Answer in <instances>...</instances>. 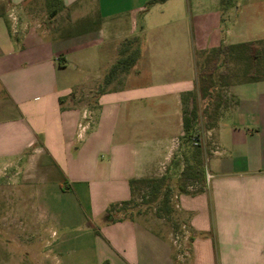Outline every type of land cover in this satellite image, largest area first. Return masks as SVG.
<instances>
[{
	"label": "crops",
	"instance_id": "1",
	"mask_svg": "<svg viewBox=\"0 0 264 264\" xmlns=\"http://www.w3.org/2000/svg\"><path fill=\"white\" fill-rule=\"evenodd\" d=\"M150 1L4 0L0 171L20 166L22 184L46 181L43 197L75 204L30 220L41 246L51 245L47 218L77 216L93 264H264V82L216 84L207 100L197 84L205 50L264 40V0ZM96 86L105 89L93 104L79 105L78 89ZM194 95L217 117L211 128L195 123L200 139L213 130V146L193 156L183 116ZM182 157L201 161L205 176L202 190L175 196L190 232L175 259L165 237L116 207L133 180ZM51 259L42 264H59Z\"/></svg>",
	"mask_w": 264,
	"mask_h": 264
},
{
	"label": "rangeland",
	"instance_id": "2",
	"mask_svg": "<svg viewBox=\"0 0 264 264\" xmlns=\"http://www.w3.org/2000/svg\"><path fill=\"white\" fill-rule=\"evenodd\" d=\"M3 10L4 0H0V13ZM46 20L48 23L51 21L49 17ZM247 35L255 37V34L250 32ZM232 66L239 68L242 63L236 62ZM246 73L253 74L255 77L243 80L240 76L233 78L231 82H264V67L253 69L248 64ZM103 89L105 86L79 88L78 91L76 90L78 102H80L78 104L92 105L96 94ZM222 99L229 100L227 96H222ZM200 104L198 105L197 125L200 124L201 129L211 128L215 125V114L212 118H208L202 112L205 102ZM230 120V117H227L223 122L228 123ZM212 132L211 129L210 134L204 139L201 138L202 140L198 137L199 143L205 142L204 145L213 146ZM189 152L193 155L194 148L190 147ZM189 166L195 167V163L189 162L187 158H177L169 169L153 178L158 182L135 183L130 198L116 207L117 216L134 219L165 237L171 244L175 259L187 255L190 236L186 225L187 215L176 206L175 196L180 193L182 184L186 185L187 191H199L203 187L199 179H183L182 173ZM22 174L23 168L20 166L0 171V264H42L45 254L53 260L57 258L59 264H93L91 238L82 218L77 216L65 222L47 218L46 231L49 233L53 231L50 237L51 245L48 247L40 245L39 228L30 220L39 219L41 215L45 216L47 212L53 210L58 212L56 208L60 213H67L69 211L65 210L75 209L76 206L68 198L43 197L44 191L52 192L50 187L47 188L51 184L37 180L32 184L25 183L24 185L20 180ZM22 186L26 194L32 193L31 199H25L20 195ZM29 209L33 212L32 216L28 214ZM80 258L82 261L77 262Z\"/></svg>",
	"mask_w": 264,
	"mask_h": 264
},
{
	"label": "trees",
	"instance_id": "3",
	"mask_svg": "<svg viewBox=\"0 0 264 264\" xmlns=\"http://www.w3.org/2000/svg\"><path fill=\"white\" fill-rule=\"evenodd\" d=\"M165 0H151L150 3L162 2ZM204 56L202 62L198 68L197 72V84L200 96L202 98L209 97L210 91L216 86V84L226 85L232 83L233 78H243L251 79L255 76L253 74L246 73L248 64L252 66L253 69H260L264 67V43L263 40H251L243 41L233 44H224L221 43L216 47H212L203 52ZM135 55L133 56V59ZM124 62V60H118L111 68L110 73ZM240 62L242 63L241 67L232 66L233 63ZM208 103H205L202 112L208 118H212L215 114V120L217 117V111L209 110ZM198 118V104L196 96H193L192 107L184 110L183 116V137L188 141L191 147L194 148L193 155L199 154V149L201 145L199 140L196 144H193V138H198V135L195 129V123H197ZM204 166L201 165V161L198 163L195 162V167H187L182 175L183 179H199L201 181L204 179ZM158 182L155 179H144V180H133L131 182V194L133 190V185L135 183H150ZM180 192H197V191H187L186 185H180ZM201 187L200 190H202ZM125 202V201H123ZM121 202V203H123ZM114 207V206H113Z\"/></svg>",
	"mask_w": 264,
	"mask_h": 264
},
{
	"label": "built area",
	"instance_id": "4",
	"mask_svg": "<svg viewBox=\"0 0 264 264\" xmlns=\"http://www.w3.org/2000/svg\"><path fill=\"white\" fill-rule=\"evenodd\" d=\"M197 140H199V139L198 138H193V144H196Z\"/></svg>",
	"mask_w": 264,
	"mask_h": 264
}]
</instances>
